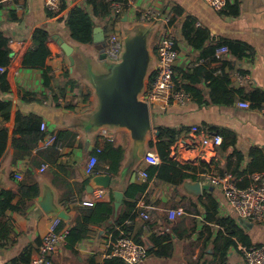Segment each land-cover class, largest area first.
<instances>
[{
	"label": "crops",
	"instance_id": "0c3cea01",
	"mask_svg": "<svg viewBox=\"0 0 264 264\" xmlns=\"http://www.w3.org/2000/svg\"><path fill=\"white\" fill-rule=\"evenodd\" d=\"M132 1L133 6L123 13L120 20L114 19L112 12L109 20L97 19L94 26L101 28L104 36L108 30L118 29L124 39L142 30L150 57L143 92L155 68V45L161 32L158 25L139 22L137 11L148 7L171 12L173 16L176 6L182 10L173 26L179 53L174 67L177 86L185 83L188 73L200 64V51L194 50L182 36V23L189 18L195 21V27L200 26L209 32L208 46L225 39L244 42L252 48V57L239 60L230 53L224 57L227 69L230 72L239 70L247 80L240 86L230 82L229 89L234 91L231 105L209 103L208 82L202 81L198 86L201 99L190 93L191 100L185 105L150 107L151 129L140 139L133 138L124 127H97L92 121V114L99 103L93 84L110 74L106 63L99 58L102 47L93 42L80 44L73 41L62 22L73 7H84L90 12L91 6H86L85 0H65L66 9L53 16L47 11L45 0H6L0 3V31L9 37L11 50V61L6 71L9 89L5 93L0 91V102L7 105L0 108V138L6 131V147L0 157V190L16 193L13 205L26 203L22 211H7L0 217V226L7 224L10 229L9 241L0 246V264H22L26 256L31 258L49 230L51 220L58 217L59 212L65 215V218L58 217L63 223L62 231L68 234L73 226L86 225L87 232L75 244L65 239L54 251L52 264H103L109 258L112 230L118 229L115 221L124 208L125 200L135 202V209L131 212H135V217L127 224L133 226L134 235L141 233L143 246L152 250L137 264H244L236 237L228 235L227 228L216 219L232 221L236 229L248 237L251 245L264 247V225L238 218L222 190L209 185L201 176L203 173L247 172L252 162L251 150H257L264 156V102L256 105L247 97L256 89L264 92V0H226L229 5L238 3L237 17L222 15L204 0ZM134 25L138 26L135 32ZM38 28L46 29L56 46L53 47L55 54L52 53L45 63L49 69L45 73L48 78L46 85L42 68L22 65L23 57L32 45L33 33ZM58 38L72 47V65L64 53L59 52ZM208 68L215 66L211 63ZM240 89L243 96L236 92ZM241 101L249 102L250 107L240 108L238 103ZM31 115L45 123L44 138L30 150L14 148L13 139L22 140L18 133L22 125L16 120L17 116ZM194 127L197 132L192 130ZM158 128L180 132L175 144L170 146L166 161L160 159L156 146ZM103 130L109 132L112 141L104 137ZM220 131L228 134L221 135L222 144L217 149L206 148L199 143L201 136L220 135ZM53 135L56 141L45 146V139ZM105 140L123 151L116 174L107 173L106 156L100 158L96 154L97 147L105 148ZM147 153H155L160 160L150 175L148 171L152 168L144 162ZM93 155L97 156V163L92 176L107 174L111 177L109 188L102 189L104 194L100 198L94 197L95 191L100 189L89 190L92 176L85 170L88 159ZM185 165L195 167L196 172L183 170L181 167ZM172 169L178 173H173ZM142 170L148 174L146 180L139 174ZM16 174L21 176L20 180L15 178ZM181 174L190 177L181 179ZM173 175L174 182L165 181V177ZM250 177L247 172L238 176L237 182L250 180ZM195 182L209 185L212 190H203L195 196L186 186ZM33 185L38 186V196L30 201L21 200L18 188ZM134 186H145V189L133 190ZM115 192L122 195L117 210L114 209ZM91 201H94L93 206H82V203ZM108 202L113 205L110 219L89 224L83 221L90 217L87 213L94 209L95 204ZM47 204L57 213L45 212L43 208ZM179 208L184 214L170 220L168 211ZM214 211L215 217H212ZM140 212L149 215L148 222L139 217ZM145 225L147 231L144 230ZM162 235L167 239L159 245L150 241L152 237L157 239ZM229 238L237 245H231Z\"/></svg>",
	"mask_w": 264,
	"mask_h": 264
},
{
	"label": "trees",
	"instance_id": "16d2710c",
	"mask_svg": "<svg viewBox=\"0 0 264 264\" xmlns=\"http://www.w3.org/2000/svg\"><path fill=\"white\" fill-rule=\"evenodd\" d=\"M126 3V0H114ZM86 6H91V11L88 12L84 7H78L75 6L69 12L67 15L62 18V22L64 23L67 31L70 34V38L80 44H91L92 43V37H93V29L95 25V20H109L112 8L110 6V3L105 0H85ZM66 2L63 0V3L61 5V10L66 9ZM220 13L224 16L228 17H237L239 14V5L238 3H234L233 5H229L226 3V5L219 10ZM182 15V10L176 6L174 8V16H173V22H175V18L177 16ZM48 16H52L48 13ZM118 20V19H116ZM182 36L184 40L187 42L188 45H190L194 50L200 51L199 59H207L208 61L205 64L197 65L192 69L190 73H188L186 77V81L183 84L178 85L179 88H183L186 92L191 93L193 97H196V99H201V89H199V84L204 81L208 82L207 89H208V98L209 103L211 104H217V105H231L234 102V91L229 89L230 85V78L227 74L222 75H215L214 68H208V65L214 61L213 55L215 50L218 47L221 46H227L229 49V53L236 59H242L243 57H252L253 56V50L252 48L247 45L244 42L240 41H231V40H225L221 39L217 41L213 45H207V42L210 39L209 32L202 28V27H195V21L191 18L186 19L182 23ZM9 37L4 33L0 31V65L8 67L11 61V50L9 49ZM53 47H56L54 44V41L51 39L49 32L44 28H38L35 30L32 36V45L30 49L25 53L22 61V65L27 68H42L44 70V85L47 84V76L45 73L49 70L46 66V60L47 58L55 52L53 50ZM60 53L61 50H59ZM222 68L227 67V63L225 60L221 64ZM71 85L73 83L69 81ZM9 89V85L6 81V73L0 74V91L2 93L7 92ZM240 96L242 94L241 89L236 91ZM251 101H253L256 105H260L264 102V92L261 90H254L249 93L247 96ZM7 105H3L0 102V108L6 107ZM18 122H20V125L22 127L18 128V133L21 135L22 140H16L13 139L12 144L14 148H19L23 150H30L32 148H35L37 146V143L44 138V132L40 131V123L41 119L36 116H27V117H19L17 116L16 119ZM4 135L1 136L0 140V157L2 156L5 147H6V131H3ZM158 141H157V149L159 152V157L162 161H166L170 146L175 144L177 141L180 132L175 131L173 129L169 128H158ZM228 133L226 131H220V136L227 135ZM219 135V134H218ZM105 148L100 150V153H98L99 157L102 158L103 156H106L107 158V166L108 169L106 170L107 173L116 174L122 157H123V151L120 147L114 146L109 141H104ZM104 151V152H103ZM101 153H103L101 155ZM239 158H241V155H237ZM251 159L252 162L247 168V172H249V175L252 176L256 173H263L264 174V156L257 150H251ZM157 165H151V170L148 171V174L150 175L152 173V170H155ZM183 170H189L191 172H196V168L191 165H185L181 167ZM96 170V169H95ZM173 173H178V171L172 169ZM245 172H237L233 171L231 174L233 177H235V183L238 187L244 188L250 185L251 180L245 179L243 182L239 183L237 182V178L240 175H245L247 173ZM180 174V172H179ZM194 177L193 175H191ZM174 175L173 176H167L165 177V181L167 182H174ZM190 177V175L181 174V179ZM145 186H134L133 190H139L144 191ZM18 193L21 196V200H32L38 196L39 190L37 185L25 187L20 186L18 188ZM16 193L10 190H0V217L4 216L7 211H22V209L25 208L26 203L20 202L19 204L13 205L12 201L15 198ZM124 208L121 210V212L118 214L117 219L115 221L116 226L118 229L112 230V240H116L121 237H130L133 239V241L143 246V241L141 240V233H136V235L133 234L134 228L132 225L127 224V221H132L135 217L134 214H131V212L135 209V202L131 201H124ZM215 206V205H214ZM215 209V208H214ZM87 218H84L83 221L86 222V224L89 223H100L105 220H108L113 215V205L112 202L108 203H97L94 206V209L91 211H88ZM212 217H215V211L213 212ZM217 223L223 225L227 228L228 235L232 237H236L238 243L240 245L244 246H253L251 245L249 239L247 236L243 235V233L236 229V227L233 225V222L230 220H215ZM9 223V222H8ZM62 221H60V225L58 227V230L62 229ZM227 224V225H226ZM10 225V224H9ZM226 225V226H225ZM8 225H1L0 226V246H4L9 241V232L10 229L7 227ZM87 232V226L83 225L79 228L77 226H73L70 231L68 232L66 236V240L70 244H75L82 240ZM231 238V237H230ZM228 239L227 241L230 242L231 245H237L235 242H232L231 239ZM167 237L165 235L152 237L150 241L154 245H159L161 241L166 240ZM259 247V246H257ZM147 252H152V250L146 249ZM156 254H161L160 252H156ZM24 258V257H23ZM24 262L27 263L30 260L29 256H26L24 259ZM103 264H125V262L117 257H109L107 258Z\"/></svg>",
	"mask_w": 264,
	"mask_h": 264
},
{
	"label": "built area",
	"instance_id": "2783aa9c",
	"mask_svg": "<svg viewBox=\"0 0 264 264\" xmlns=\"http://www.w3.org/2000/svg\"><path fill=\"white\" fill-rule=\"evenodd\" d=\"M6 0H0V3ZM110 3L114 19L120 20L123 13L133 6L132 0H126V3L105 0ZM214 10H221L226 0H204ZM63 0H45V7L53 16L59 15ZM137 18L139 22L146 25H158L161 28L160 35L155 45L156 64L155 68L149 76V81L146 90L140 96L141 101L148 104L149 108L155 105L165 107L171 104L185 105L191 100L190 93L183 88H179L174 81V67L179 56L176 38L173 34V13L162 12L156 8L148 7L137 11ZM104 54L106 59L112 63L120 61L123 53V35L118 29H110L104 36ZM229 54L227 46L218 47L213 55L215 66L214 74H227L230 80L236 85H242L247 76L237 71H231L227 67L222 68L221 64L224 57ZM205 59H200V64H205ZM198 64V65H200ZM211 64V63H210ZM7 67L0 65V74L6 73ZM240 108L247 109L250 103L241 101L238 103ZM41 131H46L45 123L40 125ZM197 132V128L192 129ZM104 137L112 141V136L108 131L103 130ZM44 141V140H43ZM56 141V136L53 135L44 141V145L48 146ZM199 143L206 148L217 149L222 144V137L218 134H211L201 136ZM96 154L100 153L98 148L95 149ZM144 162L147 165H159V157L155 153H147L144 157ZM97 163V156H90L86 165V174L92 176L95 172ZM45 168V167H44ZM140 176L146 180L148 174L145 170L139 172ZM201 176L213 187H218L222 190L228 204L236 213L238 218L248 220L252 223L264 225V174L255 173L250 177L251 183L249 186L240 188L236 185L234 177L231 173H224L223 175L203 173ZM15 178L20 180L19 174ZM104 190L95 191L94 197L100 198L103 196ZM94 201L84 202L82 206H93ZM184 211L182 209H175L168 211L170 220H174L182 216ZM139 217L146 223L150 217L145 212H140ZM61 219L54 217L51 220L49 230L41 238L40 244L35 254L30 258L29 262L22 264H52L51 257L58 246H60L66 239L67 232L58 230ZM147 231V225L144 226ZM238 249L244 264H264V247L244 246L238 245ZM108 257H117L122 259L125 264H137L146 256V248L136 244L130 237H121L112 240L108 245Z\"/></svg>",
	"mask_w": 264,
	"mask_h": 264
},
{
	"label": "water",
	"instance_id": "95a60500",
	"mask_svg": "<svg viewBox=\"0 0 264 264\" xmlns=\"http://www.w3.org/2000/svg\"><path fill=\"white\" fill-rule=\"evenodd\" d=\"M92 42L101 45L100 60L106 63L109 76L93 84L98 98V108L92 114V121L97 127H124L128 129L133 138L144 137L150 126V108L147 103L141 101L139 96L144 90V80L148 72L149 53L146 47V36L139 29L133 36L123 38V53L120 61L112 63L104 54V32L101 28L93 29ZM57 44L68 58L71 65L73 49L62 39H57ZM107 61L110 63H107ZM105 67V68H106ZM159 133H156L158 136ZM111 177L107 174L95 175L90 179L88 188L108 189ZM192 194L198 196L203 190H212L209 185H201L200 182L187 184ZM114 209L120 206L122 195L114 193ZM43 208V207H42ZM45 212L57 213L55 209L44 205ZM60 218H65L63 212L57 213Z\"/></svg>",
	"mask_w": 264,
	"mask_h": 264
},
{
	"label": "rangeland",
	"instance_id": "374dc122",
	"mask_svg": "<svg viewBox=\"0 0 264 264\" xmlns=\"http://www.w3.org/2000/svg\"><path fill=\"white\" fill-rule=\"evenodd\" d=\"M137 27H138V26L134 25V32L136 31ZM126 30H127V29H126ZM128 35H133V34H128ZM107 63H109V62L107 61ZM109 64H110V63H109Z\"/></svg>",
	"mask_w": 264,
	"mask_h": 264
}]
</instances>
